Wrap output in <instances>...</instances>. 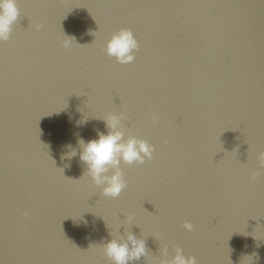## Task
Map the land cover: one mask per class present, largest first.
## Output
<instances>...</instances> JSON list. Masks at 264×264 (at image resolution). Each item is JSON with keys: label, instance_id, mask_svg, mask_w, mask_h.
<instances>
[{"label": "water", "instance_id": "95a60500", "mask_svg": "<svg viewBox=\"0 0 264 264\" xmlns=\"http://www.w3.org/2000/svg\"><path fill=\"white\" fill-rule=\"evenodd\" d=\"M17 7L0 41V264H112L101 245L128 232L148 251L129 264L177 246L198 264H264V169L250 179L264 151V0ZM120 28L139 42L129 64L105 51ZM111 113L154 146L121 163L117 198L83 175L77 143L106 133Z\"/></svg>", "mask_w": 264, "mask_h": 264}, {"label": "clouds", "instance_id": "9594fccd", "mask_svg": "<svg viewBox=\"0 0 264 264\" xmlns=\"http://www.w3.org/2000/svg\"><path fill=\"white\" fill-rule=\"evenodd\" d=\"M17 0H0V41H7L13 30V25L19 17ZM42 24L35 25L40 30ZM63 41L65 48L69 47L74 37L66 36ZM105 51L108 56L114 57L119 64H129L136 59V52L139 51V42L133 32L128 28H120L114 32L106 43ZM126 119L123 113H111L103 118L107 132L97 130V138L87 142L79 138L77 143L80 148L79 159L86 166L87 174L93 183L101 188L102 194L108 197L117 198L127 187L121 171V163L144 164L153 159L154 146L147 140L129 135L125 138L124 125ZM152 120L157 122L158 118L153 115ZM72 148L71 145H67ZM67 157L71 159L77 155L75 149L68 152ZM62 159L64 157L62 156ZM258 160L260 168L251 173L250 179L261 175L264 169V151L259 152ZM65 167H70L66 164ZM28 212H25V216ZM131 222V216L129 217ZM185 229L192 231L193 225L189 221L184 222ZM111 235V234H110ZM102 250L112 264H129V261H138L142 256H147L146 242L138 238L132 232H128L127 238H112L104 243ZM175 255L171 259H162L159 264H198L194 256L186 257L183 249L179 246L174 249ZM164 253L167 256V248Z\"/></svg>", "mask_w": 264, "mask_h": 264}]
</instances>
